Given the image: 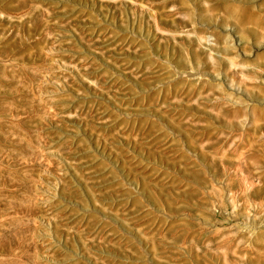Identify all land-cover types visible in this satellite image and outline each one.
Wrapping results in <instances>:
<instances>
[{
	"label": "rangeland",
	"instance_id": "obj_1",
	"mask_svg": "<svg viewBox=\"0 0 264 264\" xmlns=\"http://www.w3.org/2000/svg\"><path fill=\"white\" fill-rule=\"evenodd\" d=\"M0 264H264V0H0Z\"/></svg>",
	"mask_w": 264,
	"mask_h": 264
}]
</instances>
